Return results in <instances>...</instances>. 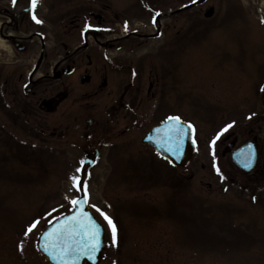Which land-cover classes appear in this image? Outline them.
I'll list each match as a JSON object with an SVG mask.
<instances>
[{
  "label": "rangeland",
  "instance_id": "374dc122",
  "mask_svg": "<svg viewBox=\"0 0 264 264\" xmlns=\"http://www.w3.org/2000/svg\"><path fill=\"white\" fill-rule=\"evenodd\" d=\"M217 1L214 29L200 25L174 50L183 94L169 91L162 106L195 125L186 167L171 168L141 143L156 120L96 145L91 168L81 164L86 138L75 127L55 137L27 129L0 135V264H47L34 242L79 196L73 176L87 183L88 205L105 227L108 247L98 264H264V178L250 179L223 155L231 133L236 146L252 137L264 143V0ZM137 42L148 49L160 43ZM40 125L52 128L43 116ZM92 205L115 224V244Z\"/></svg>",
  "mask_w": 264,
  "mask_h": 264
},
{
  "label": "flooded vegetation",
  "instance_id": "af4514ba",
  "mask_svg": "<svg viewBox=\"0 0 264 264\" xmlns=\"http://www.w3.org/2000/svg\"><path fill=\"white\" fill-rule=\"evenodd\" d=\"M217 2L38 0L35 14L42 23L37 24L29 0H16L15 6L0 0V135L27 129L48 130L55 137L75 127L86 138L84 157L95 161L96 145L119 139L128 128L140 132L156 120L144 135L169 116L181 117L162 110L169 91L183 94L174 50L200 25L204 31L214 29ZM146 39L160 43L148 49L137 42ZM258 96L264 99V91ZM42 116L50 119L51 131L41 128ZM30 118L39 122L37 128L30 127ZM117 128L122 129L114 135ZM247 141L255 144L257 160L244 174L263 179L264 143L254 137ZM224 142L223 154L230 158L235 134ZM259 157L263 161L257 165Z\"/></svg>",
  "mask_w": 264,
  "mask_h": 264
},
{
  "label": "snow or ice",
  "instance_id": "6c2138e0",
  "mask_svg": "<svg viewBox=\"0 0 264 264\" xmlns=\"http://www.w3.org/2000/svg\"><path fill=\"white\" fill-rule=\"evenodd\" d=\"M193 3H197L198 0H192ZM13 6H15L16 0H12ZM30 7L28 11L32 14V19L35 23L41 24L36 14L35 9L38 5V0H29ZM160 13H156L153 17V25L157 23L156 17ZM264 23V20L261 21ZM127 31V25H125ZM87 31V26L85 28ZM264 91V89H261ZM251 119V117H249ZM168 122H171V127L168 132L167 138L169 140L175 139L179 141L184 135L182 122L179 117H169ZM232 125H228L223 132H226ZM191 129L192 125H188ZM219 138V136L217 137ZM195 143V141H193ZM215 143V141H213ZM83 165V161L81 162ZM81 171L80 168L77 172ZM217 175H220L219 169H217ZM73 189L76 191H83L84 200L83 203L80 199H72L70 204L74 210H78L77 215H73L70 218H66V223L58 229L50 231L45 234L43 239L45 240V251H49L50 255L54 259L59 260V264H68L69 258L75 254L76 249H80L83 254H87L88 258L91 259L92 255L98 250L100 246V236L102 233V226L97 223L87 212L84 211V204L88 203V185L86 182H81L78 177L73 176ZM95 212L107 223L108 228L112 232L113 244L116 242V226L112 219L99 207L92 205ZM40 221H34L26 230V235L32 233L34 229L39 225Z\"/></svg>",
  "mask_w": 264,
  "mask_h": 264
},
{
  "label": "water",
  "instance_id": "95a60500",
  "mask_svg": "<svg viewBox=\"0 0 264 264\" xmlns=\"http://www.w3.org/2000/svg\"><path fill=\"white\" fill-rule=\"evenodd\" d=\"M182 125L185 135L179 141L175 139L169 140L167 138L169 129L171 127V122H168V120L160 126L152 129V131L148 133L144 139V142H147L160 157L168 160L171 165L179 167L186 166L192 156V153L194 152V143L192 140L194 130L193 128H188V125H190L188 123L182 122ZM233 160L240 168L246 171L250 170L255 160L252 147H242L235 154H233ZM84 198V193H82L81 197L77 199H80L83 203ZM84 211L91 216L86 204H84ZM77 214L78 210H74L70 215L59 218L41 234L39 241L36 243V248L50 264H59V260L54 259L50 255L49 251H45V240L43 237L46 233L63 226L66 223V218H70ZM105 246L106 245L103 243L102 232L100 236V246L95 254L92 255L91 259L88 258L87 254H83L80 249H76L75 254L69 258L68 264H82L84 260L88 261L90 264H96L98 261V256L104 251Z\"/></svg>",
  "mask_w": 264,
  "mask_h": 264
}]
</instances>
